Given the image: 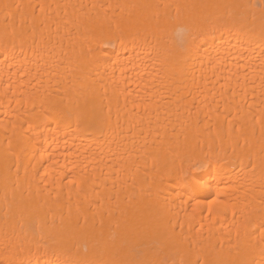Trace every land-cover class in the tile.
Here are the masks:
<instances>
[{
  "label": "bare ground",
  "instance_id": "bare-ground-1",
  "mask_svg": "<svg viewBox=\"0 0 264 264\" xmlns=\"http://www.w3.org/2000/svg\"><path fill=\"white\" fill-rule=\"evenodd\" d=\"M6 262L264 264V0H0Z\"/></svg>",
  "mask_w": 264,
  "mask_h": 264
},
{
  "label": "snow or ice",
  "instance_id": "snow-or-ice-1",
  "mask_svg": "<svg viewBox=\"0 0 264 264\" xmlns=\"http://www.w3.org/2000/svg\"><path fill=\"white\" fill-rule=\"evenodd\" d=\"M5 7H7V5ZM6 264H11V262H6Z\"/></svg>",
  "mask_w": 264,
  "mask_h": 264
}]
</instances>
